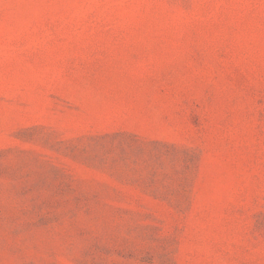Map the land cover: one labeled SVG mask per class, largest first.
Wrapping results in <instances>:
<instances>
[{
  "label": "rangeland",
  "instance_id": "obj_1",
  "mask_svg": "<svg viewBox=\"0 0 264 264\" xmlns=\"http://www.w3.org/2000/svg\"><path fill=\"white\" fill-rule=\"evenodd\" d=\"M0 264H264V0H0Z\"/></svg>",
  "mask_w": 264,
  "mask_h": 264
}]
</instances>
